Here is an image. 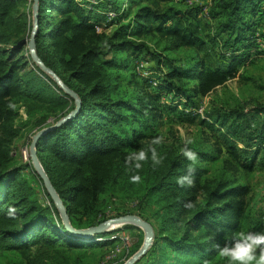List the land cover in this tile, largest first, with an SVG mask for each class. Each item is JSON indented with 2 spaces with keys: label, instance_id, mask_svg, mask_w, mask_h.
Listing matches in <instances>:
<instances>
[{
  "label": "trees",
  "instance_id": "obj_1",
  "mask_svg": "<svg viewBox=\"0 0 264 264\" xmlns=\"http://www.w3.org/2000/svg\"><path fill=\"white\" fill-rule=\"evenodd\" d=\"M161 1L39 0L37 55L81 106L39 137L37 156L75 228L118 216L104 212L114 197L136 201L134 213L155 235L135 264H226L217 245L237 231H264L251 205V178L264 152V103L231 107L218 88L236 77L263 91L260 77L239 67L248 63L252 48L264 56L258 42L264 43V0ZM27 4L0 0V252L11 254L6 264H102L104 248L120 241L110 236L120 229L90 241L68 233L32 165L10 155L20 134L15 123L20 107L29 120L36 117L21 124L30 125L32 134L75 107L74 99L31 62ZM108 11L115 13L110 20ZM96 24L109 30L97 32ZM148 39L163 51H181V64L152 73L147 60L160 64L162 57ZM140 61L146 75L136 68ZM208 95L209 108L197 113ZM175 112L198 126L194 137L160 128ZM156 136L164 137L157 146L163 163L154 168L149 161L137 173L125 162L127 152L147 147ZM186 139L193 141L198 162L195 185L182 188L177 178L191 163L181 153ZM136 174L141 181L132 183ZM188 201L194 205L190 209L184 207ZM124 229L140 231L134 225Z\"/></svg>",
  "mask_w": 264,
  "mask_h": 264
},
{
  "label": "rangeland",
  "instance_id": "obj_2",
  "mask_svg": "<svg viewBox=\"0 0 264 264\" xmlns=\"http://www.w3.org/2000/svg\"><path fill=\"white\" fill-rule=\"evenodd\" d=\"M195 1V2H194ZM206 0H189L188 2L191 5H194L196 3L197 5L203 4ZM169 1H161L162 5H165V3H168ZM32 4L33 0H28L26 13L28 14V18L30 21V32L32 29V22H33V10H32ZM206 4V3H204ZM201 17V14L199 15ZM262 30V28H259ZM259 30V31H260ZM29 32V35H30ZM29 38V37H28ZM150 40V39H148ZM259 47L263 48L264 43L260 42V39L258 38ZM28 41V39H27ZM26 41V42H27ZM151 48L153 50H158L160 53V56L162 57V62L158 64L156 62V59L154 60H147L150 62V70L152 73L161 71V69H166L169 63L172 65H180L181 61H179V58H181L182 52L181 51H163V47L159 45L158 43H155V40H150ZM162 42V41H160ZM27 47V44H26ZM253 49V50H252ZM250 52L252 57L247 61L244 66L239 67V72H247L248 75L250 73L256 75L262 85H264V56H258L257 52H254V48H252ZM28 51V48H27ZM29 54V52H28ZM30 56V54H29ZM31 59V58H30ZM31 62L32 59H31ZM34 63V62H33ZM35 64V63H34ZM158 64V66H156ZM162 65V68L160 66ZM155 74V73H154ZM255 88V89H254ZM250 87L246 86V84H242L238 82V79L235 77L233 79H230L227 81L226 85L222 88H218V95L225 100V103H227L228 106L231 107H237V108H243L244 110L248 109L250 106L254 105L256 102H262L264 103V89L263 91L256 89V87ZM210 96H206L202 98V107L208 109L209 107V101ZM209 102V103H208ZM177 113H171L167 114L163 118V122L161 125V129L165 131V129L172 128L174 129L175 133L180 135V137H194V133L198 132V126L196 124H190L187 121L184 120L182 115H176ZM203 114V110H202ZM36 117L34 116L32 118H28L26 114V108L20 107L19 109V115L15 121L16 125L20 127V134L13 140V143L11 145V152L10 155L14 158V161L16 163H24L29 162L30 159L28 157L29 153V144L32 137V132L34 129L30 127V125H26V127L22 126L21 124L26 122L27 120L30 121V123L34 122ZM49 120H53V117H50ZM258 121V120H257ZM261 122V121H259ZM166 127V128H165ZM248 156V155H247ZM255 170L253 171L251 183L254 186L253 192H252V198H251V205L253 210L256 212V216L262 220L263 227H264V152H260L257 156ZM39 199H43L42 195L38 196ZM137 210L136 207V201L132 198H120V197H114L110 200L108 206L105 208L104 212L107 215H112L115 213H118L119 215L124 214H131L134 213ZM152 211L151 209H144V213L148 214ZM136 214V213H134ZM118 215V216H119ZM126 226V225H125ZM113 229V230H119L118 233H115L110 236V238L118 237L120 241L115 246H107L104 248L105 250V256L103 257L102 264H123L134 252L130 253L132 251V247L139 243V247L142 244L143 240V232L140 229L139 230H129L124 229V227ZM264 230V229H263ZM109 232V231H108ZM105 238H97V240H103ZM138 247V248H139ZM150 249V248H149ZM148 249V250H149ZM11 257V254H6L0 252V264H6ZM225 262V261H224ZM219 264V263H217ZM227 264V262H226Z\"/></svg>",
  "mask_w": 264,
  "mask_h": 264
},
{
  "label": "water",
  "instance_id": "obj_3",
  "mask_svg": "<svg viewBox=\"0 0 264 264\" xmlns=\"http://www.w3.org/2000/svg\"><path fill=\"white\" fill-rule=\"evenodd\" d=\"M38 6L39 0H33L32 10H33V22H32V29L26 42L28 52L30 54V58L35 63V65L43 71L46 75H48L55 83L70 97L74 99L75 107L72 109L67 115L58 119L53 125L43 127L36 131L32 137L29 144V153L28 157L30 159V164L32 165L34 171L37 173L39 178L41 179L44 188L46 189L47 193L49 194L50 198L52 199L54 205L56 206L59 215L61 217V221L65 230L73 235L78 239H82L84 241L93 240L95 235L106 233L113 229L121 228L125 225H134L140 228L143 232V240L140 247L123 263V264H135L141 257H143L148 249L151 247L153 240H154V229L152 225L146 221L145 219L141 218L137 214H124L120 216H115L108 218L99 222L96 225H92L86 228H75L72 226L69 215L67 213V209L63 204L59 194L55 190L53 184L51 183L48 175L44 171L36 151V143L40 136L44 135L48 131L52 130L54 127L66 122L67 120L71 119L76 115L79 111L81 106V101L77 94L72 91L69 87H67L58 75L47 67L41 59L38 57L36 48H35V36L38 30Z\"/></svg>",
  "mask_w": 264,
  "mask_h": 264
},
{
  "label": "clouds",
  "instance_id": "obj_4",
  "mask_svg": "<svg viewBox=\"0 0 264 264\" xmlns=\"http://www.w3.org/2000/svg\"><path fill=\"white\" fill-rule=\"evenodd\" d=\"M107 46V42H104ZM164 142L163 136L154 137L147 147H141L137 150L127 152L125 157L126 164L134 169L137 173L149 161L155 168L163 163L164 157L158 151L159 145ZM193 144L191 139L185 140V146L181 153L190 165L186 173L177 178V184L180 187H193L195 185L194 173L195 165L198 162V153L190 145ZM141 176L139 174L131 176L132 183H139ZM194 205L191 201L184 204L185 208H192ZM218 255L227 260V264H264V231H237L234 232L231 239L226 240L223 246L217 245ZM205 264H208L205 261Z\"/></svg>",
  "mask_w": 264,
  "mask_h": 264
},
{
  "label": "built area",
  "instance_id": "obj_5",
  "mask_svg": "<svg viewBox=\"0 0 264 264\" xmlns=\"http://www.w3.org/2000/svg\"><path fill=\"white\" fill-rule=\"evenodd\" d=\"M106 15H107L108 20H110V19H112L115 16V13L113 11H108ZM95 30L97 32H102V31H108L109 28L108 27H105L104 24H96L95 25ZM144 66H145V63L142 62V61H140V62L137 63L136 68H137V70L140 73H142L143 75H146L147 73L145 72V70H143ZM152 84L155 85L156 84V81L155 80H152ZM202 110H203V107L201 106V107H199L197 109V113L202 114Z\"/></svg>",
  "mask_w": 264,
  "mask_h": 264
}]
</instances>
